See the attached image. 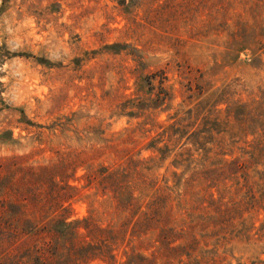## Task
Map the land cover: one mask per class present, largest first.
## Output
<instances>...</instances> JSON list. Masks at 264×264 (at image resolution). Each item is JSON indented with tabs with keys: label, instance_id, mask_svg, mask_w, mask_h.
<instances>
[{
	"label": "rangeland",
	"instance_id": "374dc122",
	"mask_svg": "<svg viewBox=\"0 0 264 264\" xmlns=\"http://www.w3.org/2000/svg\"><path fill=\"white\" fill-rule=\"evenodd\" d=\"M63 158L75 253L117 238L85 264H264V0H0L10 228L60 216L33 169ZM18 233L0 264H75L71 241Z\"/></svg>",
	"mask_w": 264,
	"mask_h": 264
},
{
	"label": "trees",
	"instance_id": "16d2710c",
	"mask_svg": "<svg viewBox=\"0 0 264 264\" xmlns=\"http://www.w3.org/2000/svg\"><path fill=\"white\" fill-rule=\"evenodd\" d=\"M71 165V162L65 158L60 160V163H54L51 164L50 166H44V167H39L36 169H33V178L35 180V184L37 186V189H41L43 188V186L46 188V183H47V192H45L44 194H47V200L46 203H44L45 205H55L57 206L59 209H61V214L60 216H58V211H55L54 216H57V218L55 219H49V221H46L43 223L44 219H46L47 217L44 216H40L39 213H37V211L35 210V212L38 214L37 216H35V219L37 220V223H34L33 221V226L32 227H27V225H23L21 230H18L17 227L15 228H10L9 223H7L6 221V216H8V214L12 215V221H18L20 219H17V215L16 213H7L6 210H3V207H0V242L2 238L8 239L10 241L11 236L15 237V235H18V231L22 233H26L28 234L29 232L33 231L34 235H39V233L41 231H46L47 232H51L53 233V235H55V233L58 235L57 237L62 238L63 240H68L71 241V245L68 248L69 250V254L70 252H72L73 255L76 256V258L74 259V263L75 264H85L86 260H89V258H97V254L96 253H89L88 251H86V249H95L97 246H99V255L104 258L105 256L108 255V257L112 258L113 256L111 255V242L112 240H115L117 238L115 237H103L101 236L100 239H98V241L96 243H93V241H85V239H81L82 240V245L83 248L81 250L82 253L81 255H78L75 253V247L77 246V237H80L79 235V228H80V223H85L86 219L83 220H79V219H74V220H68L70 218V215H65L63 216V211L67 210V204H69V199L72 197L71 195V191L75 189V187L73 185H71L69 183V181L67 180V176L64 174L65 169L68 168ZM59 172V173H56ZM115 173L112 172L111 170L109 171L108 167H100L97 170H93L90 173H88V179H89V183H91L92 181H96L99 184H102L104 182V179H106V181H113L111 180V177H114ZM118 187L113 189V192L115 193V198L118 201V196L117 194H123V193H127L124 191L123 188H127L128 187V182L123 179H121L120 181H117L115 183ZM5 185H3L2 187H0V190L4 187ZM103 188H106V185L103 186ZM45 190V189H44ZM128 194V193H127ZM128 196H130L128 194ZM24 199V197H23ZM22 202H25L23 201ZM129 202L131 203L130 197H129ZM128 202V203H129ZM2 203H4L7 206V201L5 203V201L2 199ZM17 203H19V201H17ZM129 203V205H130ZM44 204H40L42 206H44ZM0 206L1 202H0ZM41 206V207H42ZM34 207L38 210H40V214L43 213V211H41V207L39 206L38 203H34ZM19 214V213H18ZM47 214V213H46ZM149 219V218H148ZM54 220V221H53ZM31 223V220H28V222L26 223ZM42 224V226L40 224ZM150 223H146V225H148ZM19 225V224H18ZM15 225V226H18ZM14 227V226H13ZM84 229L86 230V227H84ZM100 234L101 235H108V230L104 229V228H99ZM87 233V230H86ZM85 233V234H86ZM83 235L82 237H86V235ZM162 234V233H161ZM52 235V236H53ZM114 236V234H113ZM115 238V239H114ZM13 243L15 244V239H12ZM50 242L47 243V245ZM113 244V243H112ZM85 250V251H84ZM33 252L35 253L34 255V261L36 262V264H45L44 261L41 260V255L43 254L39 249L35 248L33 250ZM84 252V253H83ZM110 254V255H109ZM71 255V254H70ZM87 255V256H85ZM19 264V263H16ZM124 264H127V262H125Z\"/></svg>",
	"mask_w": 264,
	"mask_h": 264
}]
</instances>
